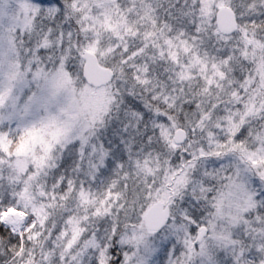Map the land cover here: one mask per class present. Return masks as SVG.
<instances>
[{
  "label": "snow or ice",
  "instance_id": "6c2138e0",
  "mask_svg": "<svg viewBox=\"0 0 264 264\" xmlns=\"http://www.w3.org/2000/svg\"><path fill=\"white\" fill-rule=\"evenodd\" d=\"M0 264H264V0H0Z\"/></svg>",
  "mask_w": 264,
  "mask_h": 264
}]
</instances>
